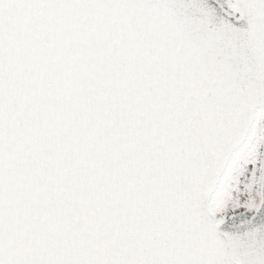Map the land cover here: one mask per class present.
<instances>
[{"label": "snow or ice", "instance_id": "snow-or-ice-1", "mask_svg": "<svg viewBox=\"0 0 264 264\" xmlns=\"http://www.w3.org/2000/svg\"><path fill=\"white\" fill-rule=\"evenodd\" d=\"M0 264H264V0H0Z\"/></svg>", "mask_w": 264, "mask_h": 264}]
</instances>
